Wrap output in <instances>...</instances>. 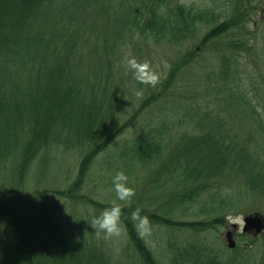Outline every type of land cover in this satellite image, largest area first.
Segmentation results:
<instances>
[{
  "label": "trees",
  "instance_id": "obj_1",
  "mask_svg": "<svg viewBox=\"0 0 264 264\" xmlns=\"http://www.w3.org/2000/svg\"><path fill=\"white\" fill-rule=\"evenodd\" d=\"M228 9L217 13L182 0H0V264H126L108 249L110 240L70 224L63 208L110 206L86 192L93 165L154 105L183 104L199 115L179 121L166 141L161 125L144 139L123 140L120 155L133 162L125 173L139 164L151 182L173 186L155 210L140 205L139 193L129 205L120 201L122 238L137 258L131 264H160L130 219L135 208L168 231L203 235L227 224L244 194L264 195V118L256 110L264 108V24L261 40L252 29L257 24L250 25L264 6L231 0ZM204 26L210 28L189 44ZM165 43L182 51L168 60L157 86L133 80L146 94L117 126L127 94L125 53L155 61L154 47ZM198 70L205 90L191 89V98L182 87ZM71 150L81 153L76 175L67 187H55L48 164ZM186 203L200 207L195 219L177 217ZM168 243L172 264H233L204 241Z\"/></svg>",
  "mask_w": 264,
  "mask_h": 264
},
{
  "label": "rangeland",
  "instance_id": "obj_2",
  "mask_svg": "<svg viewBox=\"0 0 264 264\" xmlns=\"http://www.w3.org/2000/svg\"><path fill=\"white\" fill-rule=\"evenodd\" d=\"M182 2H185L187 5H193L195 8H208L216 11L217 13L220 11H225V9L229 10L231 8L229 7L228 9L231 0H182ZM251 4L252 6L257 5L258 7H261L262 5L264 6V0H251ZM253 17L256 21H258V23H254V21H252L250 25L257 24L252 29L256 30V34L261 40L262 27L264 24V10L260 9L258 12H256V14L253 15ZM223 18L224 16L219 17L218 19L221 20ZM200 28L201 29L197 33V36L195 35L194 37L189 38V44H196V42L200 40L201 36L210 28V26H204ZM186 43H188V40L185 41V44ZM176 46L173 43H165V47H154L153 58L155 61H150L153 63V65L159 64L160 67L158 71L161 73V78L163 72L166 69L168 70L170 67L168 60L173 58L176 59L177 51L178 53L182 51L183 46ZM247 63L249 67H252V65H249L251 61H247ZM252 70V68H249L248 72H251ZM202 71L203 70L192 71L193 73L187 75L186 77V86L182 87V91L188 90L189 97L191 98H193L190 93L191 89H196L198 93L200 91L197 89L203 91L205 90L204 83L206 81V76ZM123 77L127 80L126 87L124 88L127 94L125 95L124 101L120 103L122 112L117 118V126L132 116V114L140 105L142 96L146 94H143L140 98L135 94L140 88L135 85L136 82L133 81L134 79L130 72H127V74ZM129 83L130 86L128 85ZM214 88L212 89L213 92ZM146 90L147 89L143 87V92H146ZM198 95L199 94H196L195 97L197 98ZM214 96L216 95L214 94ZM180 106L181 108L174 109L171 103H162L160 105H154L150 110L139 116L138 119L131 126L127 127V129L123 131L120 136L117 137L115 141L103 151V153H101L99 158L96 159L91 171V175L89 176L90 178H88L86 192L91 193V195L94 196L96 200L101 202H111L113 199H115L116 194L113 190L112 184L114 175L119 171L125 172V166L128 167L129 165L133 164L130 159L127 160L122 158L120 155V150L127 147L125 146L127 143L123 142V140L131 141L135 139V137H142V135L143 137L141 139H144L149 133H152L153 129L160 125L163 133H166L164 134L163 139H165V141L168 140L169 133H175L176 129L179 128V121H182L184 118L183 122H185L187 120L194 119L195 115H199L197 112L196 114L194 113L195 115L188 114L189 112L185 110V106L183 104H180ZM183 114H186L188 117H183ZM126 152L127 150H122L121 154ZM164 152L170 153L171 149L168 148ZM80 157L81 153L79 150L77 152L76 150H71L70 152L58 154L56 158L57 161H52L48 164V181L55 187H67L76 175ZM164 162L165 160L158 167L162 168ZM135 166L136 168L132 174L130 173V175H128L126 173L129 177L131 186L136 191L135 196H137L139 193L137 197L141 198L139 201L141 206L147 207L150 210H155L158 208L163 195L172 189V183H168L167 181H163L161 179L158 185H156L154 182H151V176L148 175V171H145V168L141 167L139 164H136ZM234 184L231 189L235 187ZM44 186H51V184L46 181ZM244 195L245 197L239 202L240 205L237 206V209L232 216H245L254 212H260L261 214H264V195L262 193L259 195H254L252 193ZM118 202L120 203V201ZM68 203L69 205L64 206L63 210L68 215L69 223L74 226H79V229L92 228L90 225L91 220L102 212V210L99 211L97 208L87 205L84 202L76 204H71L70 202ZM121 203L125 204V202ZM199 209L200 207L195 203L183 204L176 210L177 213L179 212L177 217L189 220L195 219L194 212ZM180 210L184 211V213L180 212ZM238 229V225L233 227V224L227 222V224L217 226L215 229H211L203 235H196L191 230L182 231L177 229L175 231H168L162 226L160 227L158 225L152 224V233L150 236L146 237V240L159 259L160 264H172L173 253L168 241L175 240L180 244H185L186 242L194 240L204 241L209 246H211L216 253H218L220 258L228 262H233V264H239L238 262L245 263V261L255 264L264 263V230L258 233V235H255L254 233L245 234ZM228 230L233 231L234 239L237 242L235 248H230L228 246V241L226 238V233ZM125 232L126 231L124 229V233L120 238H114L105 244L116 258H121L126 264H129L128 260L130 259L131 264L132 262H137V258L130 242L127 239L125 240L122 238L123 236H126Z\"/></svg>",
  "mask_w": 264,
  "mask_h": 264
},
{
  "label": "clouds",
  "instance_id": "obj_3",
  "mask_svg": "<svg viewBox=\"0 0 264 264\" xmlns=\"http://www.w3.org/2000/svg\"><path fill=\"white\" fill-rule=\"evenodd\" d=\"M122 63L126 71L130 72L133 79L139 84L155 87L161 82V73L158 71L160 67L159 64L153 65V63L148 59L138 60L134 55L131 54V52L125 53ZM135 94L138 97L142 96L143 89L137 90ZM253 103L255 104L256 102L253 101ZM256 110L258 113H260L261 118H264V108L257 106ZM112 184L116 198L111 201L109 207H106L90 222L91 227L95 230L96 236L104 240L120 238L123 235V206L118 201L125 202V205H129L132 201V198L136 195V191L131 186L129 177L124 171H119L114 175ZM130 219L132 220L140 238L143 239L151 235V220L147 215H142V209L139 207L135 208L131 212ZM226 219L230 224L238 225L239 231H244L246 225L244 216L229 215L226 217Z\"/></svg>",
  "mask_w": 264,
  "mask_h": 264
},
{
  "label": "water",
  "instance_id": "obj_4",
  "mask_svg": "<svg viewBox=\"0 0 264 264\" xmlns=\"http://www.w3.org/2000/svg\"><path fill=\"white\" fill-rule=\"evenodd\" d=\"M245 229L244 232H250L257 235L264 230V215L260 212H254L245 216ZM236 224H233V227H236ZM229 247L233 248L236 246V240L234 239L233 231L229 230L226 234Z\"/></svg>",
  "mask_w": 264,
  "mask_h": 264
}]
</instances>
